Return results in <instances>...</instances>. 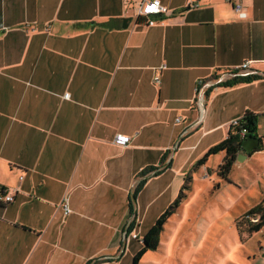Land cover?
Returning <instances> with one entry per match:
<instances>
[{"label": "crops", "instance_id": "0c3cea01", "mask_svg": "<svg viewBox=\"0 0 264 264\" xmlns=\"http://www.w3.org/2000/svg\"><path fill=\"white\" fill-rule=\"evenodd\" d=\"M143 1L0 0V188L12 197L1 201L0 264L134 256L131 235L158 219L189 158L245 111L261 148L237 158L264 155V0H158L168 12L152 25L137 15ZM246 62L262 77L214 86ZM187 150L197 152L176 168ZM163 158L168 168L131 197ZM249 264H264L263 244Z\"/></svg>", "mask_w": 264, "mask_h": 264}, {"label": "rangeland", "instance_id": "374dc122", "mask_svg": "<svg viewBox=\"0 0 264 264\" xmlns=\"http://www.w3.org/2000/svg\"><path fill=\"white\" fill-rule=\"evenodd\" d=\"M191 152L195 156L197 151L187 150L183 155L178 151L174 166L177 168ZM254 159L245 163L237 158L229 182H225L214 170L218 157H210L204 167L197 169L193 166L198 159L192 163L189 158L184 170L191 178L187 179L184 197L164 224L157 249L146 251L139 264H249L258 244L264 245V227L249 235L236 230L234 220L264 196V155ZM177 193L166 207L163 205L165 208L159 209L169 207ZM141 239L132 240L131 249H140ZM132 257L130 252L125 253L120 264L131 263Z\"/></svg>", "mask_w": 264, "mask_h": 264}, {"label": "trees", "instance_id": "16d2710c", "mask_svg": "<svg viewBox=\"0 0 264 264\" xmlns=\"http://www.w3.org/2000/svg\"><path fill=\"white\" fill-rule=\"evenodd\" d=\"M141 19L142 17L139 16ZM232 77L229 80L216 81L214 86H230L234 83H243L249 82L251 80H257L261 78V75L255 74L254 72H229ZM215 78V77H214ZM217 79V78H216ZM258 118L256 115L252 114V112L245 111L241 118L234 122H231L227 127V135L224 139H222L218 144L212 146L209 150H207L203 156L196 162L193 166L194 169H197L199 166L205 164L207 158L210 156L216 155L217 153L223 154V158L221 159L219 165H217L215 169V173L225 182L228 181V176L231 171L232 166L237 159V155L241 151L242 141L249 136L258 137L257 133V125ZM261 148V142L259 143L257 150ZM164 158L161 163L157 166H146L143 168L135 177L137 180L136 185L132 191L131 197H135L142 189L146 182V180L152 177H156L160 175L163 170L168 168V164H164ZM190 174L186 175L183 178V183L179 193H177L176 198L172 202V204L167 207L164 211L161 212L158 219L154 222L151 228L146 232L145 235L142 236L141 239V247L137 250V252L132 257V261L129 264H139L141 257L144 255L146 251L156 250L159 246V238L160 235L164 231V224L168 221L169 217L173 214L176 208L179 207L181 199L184 197V189H187V179H190ZM5 189L0 188V208H5V204L1 202V198L5 195ZM129 214L133 212L131 205L128 206ZM253 219H257L253 222ZM234 226L236 230H244L249 235L258 232L262 226L264 227V198L260 200L256 205H254L251 209H247L240 216H238L234 220ZM137 240V238H135ZM101 262L100 258H96L86 262L85 264H98Z\"/></svg>", "mask_w": 264, "mask_h": 264}, {"label": "built area", "instance_id": "2783aa9c", "mask_svg": "<svg viewBox=\"0 0 264 264\" xmlns=\"http://www.w3.org/2000/svg\"><path fill=\"white\" fill-rule=\"evenodd\" d=\"M228 2H230V0H227ZM191 5V3H190ZM241 4H235V6L233 7V9L239 13L241 16H243V10L241 8ZM168 10L167 8L161 4L160 1L158 0H144L142 2V4H140L138 6L137 9V15L141 16V17H145V24L146 25H152L153 23L155 24V20H154V16H160V15H164L167 14ZM248 63H244L242 65H238L236 66L233 71L234 72H247L248 71ZM156 80V79H155ZM64 97L68 98V94H64ZM180 118H177L176 121H179ZM113 142L116 144H122V146L126 145V143L128 142V138L126 136H122V134H116L113 138ZM4 200L5 203L6 202H10L12 200V197L5 193L4 197L1 198V201ZM68 202L66 199H63L62 203H60V206L62 208L63 213L66 215L69 213V208L67 206ZM257 219H253L252 221L255 222ZM134 239L136 238L135 235H131Z\"/></svg>", "mask_w": 264, "mask_h": 264}, {"label": "water", "instance_id": "95a60500", "mask_svg": "<svg viewBox=\"0 0 264 264\" xmlns=\"http://www.w3.org/2000/svg\"><path fill=\"white\" fill-rule=\"evenodd\" d=\"M123 27H127L126 23L123 24ZM261 142V140L257 137H246L243 141H242V147H241V151L240 152H244L245 154H249L250 152H252L256 147H258L259 143ZM243 156L244 155H241Z\"/></svg>", "mask_w": 264, "mask_h": 264}]
</instances>
